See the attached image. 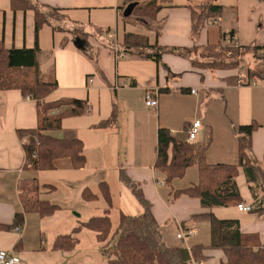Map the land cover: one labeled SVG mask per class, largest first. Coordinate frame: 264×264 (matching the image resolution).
<instances>
[{
    "label": "crops",
    "instance_id": "obj_1",
    "mask_svg": "<svg viewBox=\"0 0 264 264\" xmlns=\"http://www.w3.org/2000/svg\"><path fill=\"white\" fill-rule=\"evenodd\" d=\"M38 1L60 8L63 16L62 24L56 25L60 29L44 24L38 33L40 70L44 76L52 72L58 83L47 100L86 99L90 108L86 115L63 118L61 128L49 134L55 138L80 139L86 163L79 169H73L65 160H59L57 167L51 170L26 168L25 153L16 131L36 125L35 102L23 97L17 89L0 91V224L10 226L0 228V250L18 256L20 264H106L94 233L86 228L77 233L79 241L73 249L57 250L52 246L56 236L70 233L80 222L102 214L107 208L99 191V183L103 181L107 182L112 194L113 227L118 225L119 211L125 212L116 201L122 184L118 179L120 169L132 180L141 182L143 194L151 202L152 213L167 245L187 249L195 244L208 245L209 222L190 221V218L209 209L202 208L195 197L172 196L174 189L197 181V168L189 167L182 178L166 183L165 175L153 165L157 131L165 128L176 139L186 140L187 128L193 121L200 120L196 140L202 139L207 129L211 132L206 162L238 164L235 131L240 125L255 123L251 134L252 154L264 164V79L255 77V85L227 84L210 74L201 75L191 65L192 54L190 58L173 49L227 42L264 47V0H259L257 5H243L250 11L248 26L240 15L242 4L239 0H173L177 6L162 9L157 14L158 19H165L157 37L163 49L158 63L120 50L119 42L125 31L148 32L152 41L156 39L144 27L150 22L144 20L136 26L120 20V12L129 0ZM186 3H221L224 9L216 24L207 23L194 37L190 10L181 6ZM227 3H233L230 4L233 13L229 17L230 26L224 28ZM2 12L5 47L31 48L33 11L13 12L10 0H0ZM77 27L89 34L86 39L74 36L71 31ZM77 39L81 40L80 45ZM191 89H196V94H192ZM148 90L157 92L156 108L144 103ZM113 102L117 107L116 122L95 128L110 117ZM30 178L48 185L41 190L40 198L59 206L54 213L41 216L23 210L18 185L21 179ZM236 182L242 203L253 205L242 168H239ZM84 188L97 198L83 200L81 191ZM136 210L138 213L139 207ZM21 212L22 222L16 224V215ZM211 212L217 219H237L243 233L258 234L264 245L263 218L239 211L236 206L214 207ZM16 226L22 228L20 233L14 230ZM189 230L192 233L187 234ZM180 231L186 232L184 239L176 237ZM206 255L205 261L193 264H225L222 249H209Z\"/></svg>",
    "mask_w": 264,
    "mask_h": 264
},
{
    "label": "trees",
    "instance_id": "obj_2",
    "mask_svg": "<svg viewBox=\"0 0 264 264\" xmlns=\"http://www.w3.org/2000/svg\"><path fill=\"white\" fill-rule=\"evenodd\" d=\"M131 2H137L133 12L130 16L124 17L122 15L124 7L120 12L122 19L126 21L133 13H139L137 18L139 23L144 20L154 23V28L150 24H144V27L156 39L152 41L148 32L125 31L119 42L120 50L158 63L163 49L158 45L157 37L160 35L165 19H158L157 14L162 9L177 5L173 3V0H129V3ZM181 6L190 10L194 37L199 34L210 18L220 17L224 9L221 3L206 5L186 3ZM10 8L13 12L32 10L34 13V42L31 48L5 47L1 28L4 12L0 13V91L17 89L23 97L32 99L36 108V125L16 131L25 153V167L36 171L51 170L57 167L59 160H65L73 169L82 168L86 163L82 141L78 138H55L49 132L60 129L61 121L65 117L88 114L90 111L88 101L74 97L47 100V97L57 89L58 83L52 72L44 76L39 65L41 49L38 33L41 27L44 24H51L60 29L56 26L58 24L50 20L53 18L46 11L57 12L62 16L61 9L42 4L38 0H10ZM54 20L59 22L57 19ZM71 32L81 35L74 34L75 37L82 39H86L89 35L79 27ZM100 32L105 31L100 30ZM216 45L219 44L195 45L191 48L173 49V51L177 50L190 57L194 47L211 50ZM240 47L244 50L252 47L254 51L264 49L263 46L256 45ZM233 48L234 46L221 47L223 51H233L235 57L241 54L238 47ZM210 55H212L211 51ZM217 56L214 54L212 63L210 62L209 66L206 65L207 68L233 66ZM229 62L237 65V58L229 59ZM191 65L193 68L199 66L193 58ZM254 73L248 70V77L264 79V69H261L260 73L257 71ZM100 75L102 76V73ZM218 79L227 84L237 82L234 77ZM116 111V103L113 102L110 117L100 121L95 128H104L116 122ZM255 127V123L240 125L235 131L238 142V164L206 162L205 154L211 143L210 129L204 132L202 139L194 141L178 140L165 128L157 131L153 165L165 175L166 183L171 184L176 179L182 178L189 167L197 168V181L183 188L174 189L172 196L186 194L195 197L199 199L202 208L209 209V211L193 214L190 218V221L209 222L210 243L208 245L195 244L189 249L167 245L152 213L151 202L143 194L141 182L132 180L123 169H120L118 179L135 199L139 207L138 214L134 216L120 210L118 225L114 228L110 216L112 194L107 182L103 181L99 183V191L107 203V208L102 214L80 222L70 233L56 236L52 248L73 249L79 241L77 233L81 228H86L94 233L98 247L106 258V264H193L205 261L208 257L206 251L215 248L222 249L225 253V264H264V245L261 244L258 234L243 233L237 219H217L211 212L214 207L237 206L242 203L236 182L239 168H242L253 199L250 212L264 219V164L254 157L251 145V134ZM44 186L48 185L39 184L36 178L19 181V197L24 211H34L41 216H47L58 209V205L40 198ZM81 197L85 201H92L97 198V195L84 188L81 191ZM22 218L23 213H18L16 224H21ZM0 228H10V226L0 224Z\"/></svg>",
    "mask_w": 264,
    "mask_h": 264
},
{
    "label": "rangeland",
    "instance_id": "obj_3",
    "mask_svg": "<svg viewBox=\"0 0 264 264\" xmlns=\"http://www.w3.org/2000/svg\"><path fill=\"white\" fill-rule=\"evenodd\" d=\"M242 4L241 7V17L243 19V22L248 26L249 25V19L251 18L250 16V11L245 10L243 7L244 4L248 6L252 5H257L259 4V0H239ZM248 1V2H247ZM228 2V1H227ZM233 4V3H230ZM229 3L226 4V19L223 22L224 28H228L231 24V19L229 18L232 15V8ZM46 13L53 19H50L53 23L61 25L63 20L62 16L57 13V12H49L46 11ZM139 13H133V15L126 20L129 24H133L136 26L139 25ZM54 19L59 20V22L55 21ZM120 20L122 21V17L120 16ZM147 22H150V25L154 28V23L150 20H146ZM140 28L143 30L145 29L144 27L140 26ZM75 34V33H74ZM76 36H81L79 34H75ZM222 46H234L239 48V54L238 56H233V51H223L221 49ZM210 51L212 55H210ZM214 54L218 57L223 59L226 63L229 65H233L231 68H214V69H209L206 67V65H210V62L212 61V57ZM192 58L196 63L199 64V66L194 67L198 71H200L203 75L210 74L214 78H228L232 79L234 77L235 79H241L242 77L248 78V70L254 72H259L261 69H264V49L259 50V51H254L252 50V47H249L248 49L244 50L240 45H237L233 42H227V43H221L219 45H216L213 49L208 50L207 48L204 47H194L193 52H192ZM237 58V65L233 64L232 62H229V59H236ZM212 63V62H211ZM255 74V73H254ZM114 190V189H113ZM115 197V194H114ZM101 201L102 198H101ZM116 201L120 205L121 208L125 210L128 214L136 216L138 205L136 201L133 199L132 195L130 194L129 190L127 187H125L123 184H121V189H120V194L116 196Z\"/></svg>",
    "mask_w": 264,
    "mask_h": 264
},
{
    "label": "built area",
    "instance_id": "obj_4",
    "mask_svg": "<svg viewBox=\"0 0 264 264\" xmlns=\"http://www.w3.org/2000/svg\"><path fill=\"white\" fill-rule=\"evenodd\" d=\"M218 18H210L208 21V24H216ZM238 84H251L255 85L257 83L256 78L248 79L245 77H242L241 79H238ZM192 94H196V89H191L190 91ZM157 92L155 90H148L144 94V103L147 107L156 108L157 106ZM201 126V121L196 120L193 121L192 124L187 128L186 131V141H194L196 140L197 134L199 132V128ZM237 210L244 211V212H250L252 209L251 204H245V203H239L236 206ZM21 227L16 226L14 230L18 233L21 232ZM187 234L192 233V230L186 231ZM185 231H180L177 233L176 237L178 239H184L186 236ZM0 264H20V258L16 255L11 254L8 251L0 250Z\"/></svg>",
    "mask_w": 264,
    "mask_h": 264
},
{
    "label": "water",
    "instance_id": "obj_5",
    "mask_svg": "<svg viewBox=\"0 0 264 264\" xmlns=\"http://www.w3.org/2000/svg\"><path fill=\"white\" fill-rule=\"evenodd\" d=\"M136 4H137V2H131V3H129L128 5H126L125 8L123 9L122 15H123L124 17H128V16H130L131 13H132L133 10H134ZM76 43H77L78 45H80V44H81V40L77 39V40H76Z\"/></svg>",
    "mask_w": 264,
    "mask_h": 264
}]
</instances>
